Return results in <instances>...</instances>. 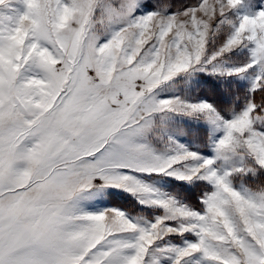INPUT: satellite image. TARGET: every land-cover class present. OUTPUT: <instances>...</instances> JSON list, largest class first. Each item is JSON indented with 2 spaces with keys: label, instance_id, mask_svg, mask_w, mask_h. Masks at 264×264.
I'll return each mask as SVG.
<instances>
[{
  "label": "snow or ice",
  "instance_id": "1",
  "mask_svg": "<svg viewBox=\"0 0 264 264\" xmlns=\"http://www.w3.org/2000/svg\"><path fill=\"white\" fill-rule=\"evenodd\" d=\"M0 264H264V0H0Z\"/></svg>",
  "mask_w": 264,
  "mask_h": 264
}]
</instances>
